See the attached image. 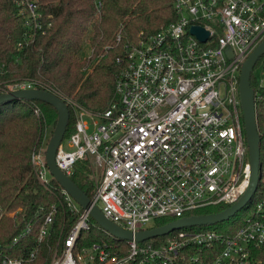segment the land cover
<instances>
[{"label":"built area","instance_id":"1","mask_svg":"<svg viewBox=\"0 0 264 264\" xmlns=\"http://www.w3.org/2000/svg\"><path fill=\"white\" fill-rule=\"evenodd\" d=\"M14 2L24 20L27 43L50 27L47 23L44 28L36 0ZM171 4L175 21L127 48L115 100L105 111L94 113L61 99L74 114L75 130L56 151L57 168L69 178L77 164L90 168L92 204L132 235L154 229L144 226L160 218L175 221L206 207L228 208L250 184L238 82L241 64L264 39V0H172ZM100 8L96 1L97 13ZM192 26L207 33L204 42L191 34ZM256 88L264 90L263 71L253 88L254 103ZM29 89H35L34 83L22 80L6 90L0 86V94ZM32 111L39 115L38 108ZM48 136L46 128L40 149L31 157L33 175L47 190L54 181L42 152ZM260 180L264 187V174ZM60 195L62 207L76 216V222L67 234L58 233L48 258L37 251L17 257L7 254L30 234L27 224L11 245L0 247V264H261L250 250L264 245V190L245 225L234 234L185 227L158 246L151 243L153 239L112 237L62 188ZM18 212L8 216L16 220ZM57 212L52 205L38 231L37 245L49 235ZM92 227L124 242L125 249L113 243L83 246L81 233Z\"/></svg>","mask_w":264,"mask_h":264},{"label":"trees","instance_id":"2","mask_svg":"<svg viewBox=\"0 0 264 264\" xmlns=\"http://www.w3.org/2000/svg\"><path fill=\"white\" fill-rule=\"evenodd\" d=\"M101 3L99 13L95 2ZM172 0H36L45 28L27 43V30L23 17L14 0H0V86L6 90L17 81H30L38 90H49L59 99H71L88 110L105 111L115 100V83L125 66L126 50L140 37L158 33L176 19ZM264 72V55L253 71ZM257 78L251 73L250 85L256 86ZM255 118L260 138V169L264 174V90L255 89ZM39 109V115L33 109ZM69 124L64 139L75 130V118L70 106ZM56 111L39 101H20L0 105V247L11 245L14 238L31 226L28 236L20 238L7 254L23 256L37 251L48 258L58 233L67 234L76 222L62 207L61 187L52 181L50 189H44L35 179L31 157L41 146L44 130L52 134ZM91 169L77 164L71 176L73 183L89 198L94 184ZM264 190L260 180L256 195L247 207L253 209ZM259 197V198H258ZM56 205L55 222L49 235L39 244L36 238L44 217ZM227 206L206 207L186 217L217 213ZM16 220L9 213L16 212ZM236 216V215H235ZM246 217L236 216L227 226L222 223L202 227L225 234H234L245 225ZM173 218H160L153 228L164 226ZM193 227L191 229H195ZM154 238L159 245L171 236ZM83 246L93 243H113L125 249L124 242L110 239L101 230L92 227L81 233ZM255 261L264 264V245L250 250Z\"/></svg>","mask_w":264,"mask_h":264},{"label":"water","instance_id":"3","mask_svg":"<svg viewBox=\"0 0 264 264\" xmlns=\"http://www.w3.org/2000/svg\"><path fill=\"white\" fill-rule=\"evenodd\" d=\"M191 34L198 40L204 42L207 39V33L199 26L191 27ZM229 51V50H228ZM229 57L231 53L228 52ZM264 55V39L250 53L247 59L241 64L238 92L240 107L242 112L243 130L245 134L247 153L250 165V184L246 192L239 200L217 213L207 215L190 216L175 220L164 226L151 230L137 232L132 235L109 220H107L101 211L92 204L91 200L73 183L71 178L64 175L55 164L56 151L64 138L66 128L69 124L68 106L55 95L38 89L14 90L6 94H0V105L9 103H18L20 101H39L51 106L56 111V122L52 130V134L48 139L46 149L44 151L45 165L53 177L54 181L65 190L71 198L85 211H88L92 220L104 231L112 237L121 240H132L143 242L157 237L168 235L169 233L194 226L216 225L229 221L243 208L247 207L249 201L257 190L260 175V147L259 135L256 127L254 90L250 85V77L258 59Z\"/></svg>","mask_w":264,"mask_h":264},{"label":"rangeland","instance_id":"4","mask_svg":"<svg viewBox=\"0 0 264 264\" xmlns=\"http://www.w3.org/2000/svg\"><path fill=\"white\" fill-rule=\"evenodd\" d=\"M252 74H253V76L255 77V78H257V80H259L260 79V77L262 76V71L260 70V69H255L253 72H252ZM50 134H49V136H48V139L50 138ZM47 142H48V140L47 141H45L44 143H43V146H42V152H43V155H44V151H45V149H46V145H47ZM65 149H67L66 148V146H65ZM251 213H252V209L251 208H248V207H245V208H243L239 213H237V215L236 216H241V217H249L250 215H251ZM236 216H234L233 218H235ZM232 219V218H231ZM230 219V220H231ZM226 221V222H223L222 224H223V226H227L231 221ZM153 226V224L152 223H148V224H146L145 226H144V228H151Z\"/></svg>","mask_w":264,"mask_h":264}]
</instances>
